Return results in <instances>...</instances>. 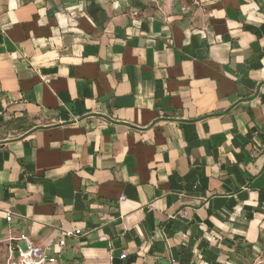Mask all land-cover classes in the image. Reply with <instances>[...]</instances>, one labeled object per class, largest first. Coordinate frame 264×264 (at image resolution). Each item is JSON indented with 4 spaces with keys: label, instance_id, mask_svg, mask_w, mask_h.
I'll use <instances>...</instances> for the list:
<instances>
[{
    "label": "crops",
    "instance_id": "obj_1",
    "mask_svg": "<svg viewBox=\"0 0 264 264\" xmlns=\"http://www.w3.org/2000/svg\"><path fill=\"white\" fill-rule=\"evenodd\" d=\"M0 201V264L256 261L264 0H0Z\"/></svg>",
    "mask_w": 264,
    "mask_h": 264
},
{
    "label": "built area",
    "instance_id": "obj_2",
    "mask_svg": "<svg viewBox=\"0 0 264 264\" xmlns=\"http://www.w3.org/2000/svg\"><path fill=\"white\" fill-rule=\"evenodd\" d=\"M11 220L12 216L9 215L7 222H11ZM69 235H72V233H69ZM75 235H80V231H77ZM64 244L63 240L60 241V246H64ZM9 253L10 258L7 264H57L56 259L48 257L41 246L24 234L21 235L15 245L9 247ZM126 258V254L121 256L122 260H126Z\"/></svg>",
    "mask_w": 264,
    "mask_h": 264
},
{
    "label": "rangeland",
    "instance_id": "obj_3",
    "mask_svg": "<svg viewBox=\"0 0 264 264\" xmlns=\"http://www.w3.org/2000/svg\"><path fill=\"white\" fill-rule=\"evenodd\" d=\"M256 261L252 262V264H264V252L260 255L259 258L255 259Z\"/></svg>",
    "mask_w": 264,
    "mask_h": 264
}]
</instances>
